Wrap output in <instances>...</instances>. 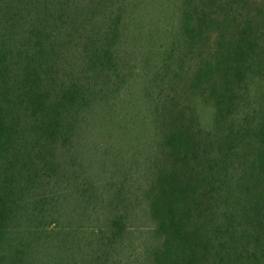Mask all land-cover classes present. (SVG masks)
<instances>
[{
	"label": "trees",
	"instance_id": "obj_1",
	"mask_svg": "<svg viewBox=\"0 0 264 264\" xmlns=\"http://www.w3.org/2000/svg\"><path fill=\"white\" fill-rule=\"evenodd\" d=\"M140 1L161 11L0 0V264H264V0H165L175 24L143 58L150 147L101 201L82 173L91 118L138 66ZM91 204L95 228L65 231L61 206Z\"/></svg>",
	"mask_w": 264,
	"mask_h": 264
},
{
	"label": "rangeland",
	"instance_id": "obj_2",
	"mask_svg": "<svg viewBox=\"0 0 264 264\" xmlns=\"http://www.w3.org/2000/svg\"><path fill=\"white\" fill-rule=\"evenodd\" d=\"M156 3H158V0ZM159 3L161 11L159 12L158 10L157 12L155 10L158 7L155 4L144 7L141 1L137 2L138 13L133 15L131 22L134 33H138L139 35L137 38L138 47L136 58L138 66L133 76L125 82L121 95L117 100L111 102V106H106L108 108L103 107L99 113H95L91 118L92 122L89 129L85 132L86 134L81 147V170L83 174L89 176L94 181L98 189L96 199L100 201L105 197L103 185L115 176L116 172L114 168L117 164L122 163L128 165L130 163L129 161L133 159L132 151H136L138 146L143 147L144 152L138 150V153H143L140 157L136 156L135 159L136 161L141 160L147 148L150 147L149 142L155 136L152 122L153 116L151 115L142 88V77L144 76L143 58L157 33L161 29H171L172 24H175L170 21L173 20L170 15L172 7L170 6L168 8L165 0H159ZM154 21L157 22L155 23ZM170 31L171 33L174 32L173 30ZM191 62L192 59L188 60L187 58V65H191ZM188 73L189 71H186V75ZM114 105L117 106V110L115 111L112 110ZM199 106L202 107L200 109L203 116L202 120L205 122L210 121L212 119L210 111L203 105ZM139 117L142 120L141 124L145 126L140 125L138 127ZM143 119L146 120V123L143 122ZM140 132L141 135H139ZM100 207L101 204H97V206L91 204L89 205V211L78 212V208H75L73 205L61 206L60 216L64 218L62 221L64 230L89 233L95 228V222L97 221V219H93L97 218L94 210L96 209L97 211ZM78 213L83 215L82 219L79 218ZM149 226L152 227L153 225L149 224ZM22 240H26V238L22 237ZM11 247L12 251L16 250L15 244H12ZM51 252L50 246L42 248V253L40 249L37 251L42 259H51L49 257Z\"/></svg>",
	"mask_w": 264,
	"mask_h": 264
}]
</instances>
